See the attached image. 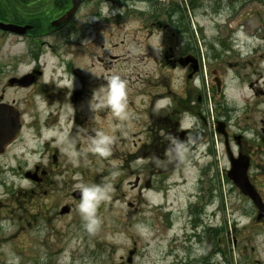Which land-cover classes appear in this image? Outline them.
<instances>
[{
  "label": "rangeland",
  "instance_id": "rangeland-1",
  "mask_svg": "<svg viewBox=\"0 0 264 264\" xmlns=\"http://www.w3.org/2000/svg\"><path fill=\"white\" fill-rule=\"evenodd\" d=\"M230 1L183 0V4L193 37L204 50L206 66L230 68L226 73V81L230 82L231 71L235 70L230 65L236 61L243 65L240 74L245 83L230 82L228 90L229 100L235 104L241 102L244 94L250 95L247 84L255 78L251 64L256 66L261 62L264 67V0H243L247 2L238 12L227 15L232 9ZM186 4L190 6L188 9ZM59 5L62 3L48 6L50 17L60 9ZM219 5L222 8L214 13ZM145 6L136 0H90L75 17L76 35L73 36L52 35L49 26L52 18L42 24V36L36 42L12 35L4 38L0 33V61L12 60V56L20 53L24 55L31 48L44 49L47 55L43 60L51 76L57 59L51 56L50 49L75 53L76 65L83 75L94 78L99 85L102 82L104 105L95 106L99 113L109 107L105 103L108 83L112 76L118 75L127 85V104L122 116H115L111 109L103 117V133L107 134L115 119H124L130 124L145 118L148 109L154 113L166 108L175 98L181 78L185 81V69L161 70L159 56L165 39L167 48L175 50L179 47L176 43L187 33L176 32L174 22H166L165 15H148L150 11ZM158 8L162 9V5ZM155 19L160 24H155L158 21ZM237 25L241 26L237 28ZM220 34L225 39L223 43L235 51L221 61L211 62L206 50ZM42 41L51 46L41 45ZM182 42L185 47L187 40ZM216 43L211 48L221 49L219 45L214 47ZM237 44L244 46L243 57ZM28 59L23 56L22 73L27 70L25 64L31 62ZM160 70L171 74L170 84L162 82ZM9 74L14 72L8 71ZM187 83L191 86L190 79ZM131 101L133 116H130L133 114ZM253 106L255 111L250 112L252 119L247 124L254 131H260L259 120L263 116L253 119V115L264 111V100ZM173 117L177 119L174 113ZM139 121L133 128L126 126L120 131L119 143L141 144ZM188 121L185 119V127L192 126ZM136 145L134 149H123L120 145L118 149L109 148V154L102 160L97 155L84 169V182L81 175H73L71 180L76 185H98L107 192L96 209L95 225L89 227V220L78 209L79 201L74 203L75 208L72 207L69 215L55 217L54 209L49 211L51 204L58 205L59 212L66 203L64 191L58 195L55 188L49 190V195L38 192L33 199L22 202V227H12L9 221L0 222V264H264V223L257 222L254 204L233 184L217 182L216 173L226 168L220 146V159L213 168L208 167V159H202V165L190 163L183 168L168 169L161 175L155 168L144 169L145 160L136 152L142 156L146 152L139 151ZM56 179L57 188L68 181L66 176ZM21 184L23 190L31 189L25 179ZM256 186L264 198V181H257ZM66 201L71 200L66 198ZM44 216L46 223L42 221Z\"/></svg>",
  "mask_w": 264,
  "mask_h": 264
},
{
  "label": "flooded vegetation",
  "instance_id": "flooded-vegetation-1",
  "mask_svg": "<svg viewBox=\"0 0 264 264\" xmlns=\"http://www.w3.org/2000/svg\"><path fill=\"white\" fill-rule=\"evenodd\" d=\"M246 2L231 0L232 9L227 15L238 12ZM52 3H62V5H59L60 9L51 16L52 19L49 18L50 33L76 35L75 17L84 5L90 4V0H82L74 16L65 24L56 27L52 26V21L70 9L72 0H50L49 5ZM1 5L5 6L6 1H2ZM218 8L214 13H218L222 6L219 5ZM154 9L155 5L149 7V13H154ZM49 19L41 22V18H34L33 21L43 24ZM184 19L182 22H187L189 26L186 25L185 30L181 28L185 31L183 33L187 34L176 43L179 47L175 50L167 48L165 39L159 56L161 70L171 71L182 68L186 71L185 81L181 78L177 85L175 98L171 99L166 108H161L158 112L152 113L150 109L146 110L145 118L141 121L138 119L127 124L124 119H115L112 129L107 131L110 137L108 148L118 149L120 145L123 149L130 147L134 149L136 145L134 142L129 145L119 143L118 134L126 126L133 128L139 121L142 126V137L139 142L141 144L136 146L139 151H145L146 155L142 156L140 152L136 154L145 160V167L143 166L145 170L155 168L154 171L163 175L162 172L165 171L166 174L168 169L189 166L190 163L199 165L202 159L205 161L208 159V167L213 168L215 163L218 164L217 159H220V146L221 159L225 160L226 168L221 173L219 171L216 173L217 182L235 184L229 176V171L232 167L243 166L248 170L249 183L254 186L264 202L256 186L257 181H264V111H257L253 115V119L263 116L259 120L260 131H254L247 124V120L252 119L250 112L255 111L253 105L264 100L263 64L261 62L257 63L259 65L254 63L256 66L251 64L255 78L249 80L250 84H247L250 95L244 94L240 97V103L232 104L228 96L230 82L237 85L245 83L243 75L240 74L243 65L237 61L234 65H230L235 68L231 71L230 82L226 81V73L230 68L206 66L204 50L194 39V31L191 30L188 19ZM156 20L158 19L153 21ZM177 20L179 19L175 18V21ZM0 21L29 26L22 36L0 29L3 37L12 35L18 39L25 38L36 42L40 35L42 36L40 34L42 25L40 29L32 22L22 23L16 20L15 16L0 18ZM174 30L178 31L176 27ZM221 36L220 34V37L213 38L208 44L206 51L210 54L206 57L210 56L211 62L217 59L221 61L230 56L229 52L235 51L234 48L231 50V45L227 46L223 43L225 39ZM182 40H187L185 47L182 46ZM190 42L191 44H188ZM213 43H216L214 47L219 45L221 49L216 51L211 48ZM40 44L51 46L45 41ZM237 46L240 57H243L241 48L244 46L240 44ZM50 50L53 52L51 56L57 59L53 69L54 74L51 76H48L47 66L43 60L47 55L44 49L31 48L24 55L20 53L12 56V60L0 61V125L3 127L1 129L0 126V222L9 221L12 227H22L20 212L23 200L30 197L33 199L38 192L49 195L51 188L56 189L57 195L64 191L66 203L61 206L59 212H57L58 205L51 204L49 211L54 209L55 217L69 215L72 207L75 208L74 203L80 201L81 197L80 189L71 180L73 175H81L83 177L81 181H86V175L83 174L87 165L93 163L97 155L100 160L104 158L92 150L93 141L103 133V117L109 115L111 110L110 105L102 108V113L95 110L97 104L104 105L102 82L99 85L94 78L83 75L76 65L75 53L72 55L69 51L63 53V50ZM23 56L29 58L31 62L25 64L27 70L22 73L20 68L23 64ZM161 70L162 82L165 80L166 85L170 84L171 74H163ZM8 71H13L14 74L7 76ZM23 78H26L24 82ZM188 79L191 80V86H188ZM91 83L93 84L90 85ZM24 94L26 96H23ZM130 103L133 109V114L130 113V116H133L134 103L132 101ZM173 113L177 115V119L173 117ZM7 119L9 123L6 122ZM185 119L189 120L192 126L185 127L183 124ZM7 124L14 127V130L11 127L7 129ZM191 137L194 139L193 143ZM261 158L262 162H260ZM204 168L205 166L202 167ZM62 176H66L68 181L57 188L56 178ZM23 179L30 184L29 191L23 190L21 184ZM241 194L252 201L244 193ZM66 198L71 201L67 202ZM130 206L133 207V203H130ZM255 210L257 222L264 223V211L260 212L256 207ZM42 221L46 223L47 218L42 217Z\"/></svg>",
  "mask_w": 264,
  "mask_h": 264
},
{
  "label": "clouds",
  "instance_id": "clouds-1",
  "mask_svg": "<svg viewBox=\"0 0 264 264\" xmlns=\"http://www.w3.org/2000/svg\"><path fill=\"white\" fill-rule=\"evenodd\" d=\"M127 85L118 75L112 76L108 83V91L106 95V103L110 105L113 114L117 117L122 116L127 104ZM165 103V101H161ZM110 137L105 133H100L92 143V150L102 156L109 154L108 144ZM81 197L78 209L82 216L89 220V227L97 223L95 212L99 203L106 198L107 192L98 185L79 184Z\"/></svg>",
  "mask_w": 264,
  "mask_h": 264
},
{
  "label": "trees",
  "instance_id": "trees-1",
  "mask_svg": "<svg viewBox=\"0 0 264 264\" xmlns=\"http://www.w3.org/2000/svg\"><path fill=\"white\" fill-rule=\"evenodd\" d=\"M2 1L4 0H0V3ZM5 1H6V5L0 6L1 19L14 18L15 16L16 20L22 23L32 22L36 25V27H41L42 25L41 22L44 19H47V17L48 19L51 18L48 12L50 10L48 7L50 4V0H5ZM151 3L152 6L155 5L154 0H151ZM163 13L166 16H168V18L171 20L172 18H178L179 20L174 21L175 22L174 27H176V29L179 32H185L183 30H185L186 25L189 26V24H187V22H182V20L185 17L183 4L175 2L172 5H170L168 10L163 11ZM34 18H41V22L39 23L34 22L33 21Z\"/></svg>",
  "mask_w": 264,
  "mask_h": 264
},
{
  "label": "water",
  "instance_id": "water-1",
  "mask_svg": "<svg viewBox=\"0 0 264 264\" xmlns=\"http://www.w3.org/2000/svg\"><path fill=\"white\" fill-rule=\"evenodd\" d=\"M81 1L82 0H72L71 8L61 17L53 21L52 25L59 26L65 23L66 21H68V19L77 11ZM28 27H29L28 25L21 26L16 24L4 23L0 21V29L7 30L17 34H24ZM25 79L26 78H23L22 81L24 82ZM6 122L9 123V119H7ZM0 126L1 129H3L2 125ZM10 127L11 126L7 124V129H10ZM11 128L14 130V127ZM247 172L248 170L245 167L239 165V166H235L234 168L232 167V169L229 171V176L234 180L235 185L242 191V193L250 197L260 211H264V203L260 195L256 191V189L254 188V186H252L249 183Z\"/></svg>",
  "mask_w": 264,
  "mask_h": 264
}]
</instances>
